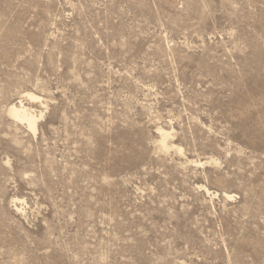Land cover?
Wrapping results in <instances>:
<instances>
[{
    "label": "rangeland",
    "instance_id": "rangeland-1",
    "mask_svg": "<svg viewBox=\"0 0 264 264\" xmlns=\"http://www.w3.org/2000/svg\"><path fill=\"white\" fill-rule=\"evenodd\" d=\"M0 264H264V0H0Z\"/></svg>",
    "mask_w": 264,
    "mask_h": 264
},
{
    "label": "bare ground",
    "instance_id": "bare-ground-1",
    "mask_svg": "<svg viewBox=\"0 0 264 264\" xmlns=\"http://www.w3.org/2000/svg\"><path fill=\"white\" fill-rule=\"evenodd\" d=\"M26 94H28L31 99H39V96L31 92H26ZM9 113L19 120H24L27 126L32 130H34L36 127L37 118L41 116V114H39V116L35 114L34 111L30 109V107L25 106L21 101L18 105L12 104L9 107ZM158 131L161 136L162 143L165 144V138L170 134V132L162 127H159Z\"/></svg>",
    "mask_w": 264,
    "mask_h": 264
}]
</instances>
